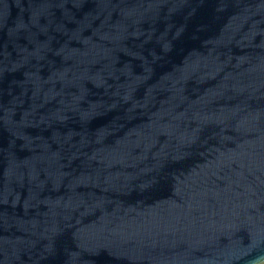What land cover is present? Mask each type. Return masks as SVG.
<instances>
[{
  "label": "water",
  "instance_id": "1",
  "mask_svg": "<svg viewBox=\"0 0 264 264\" xmlns=\"http://www.w3.org/2000/svg\"><path fill=\"white\" fill-rule=\"evenodd\" d=\"M0 264H264V0H0Z\"/></svg>",
  "mask_w": 264,
  "mask_h": 264
}]
</instances>
